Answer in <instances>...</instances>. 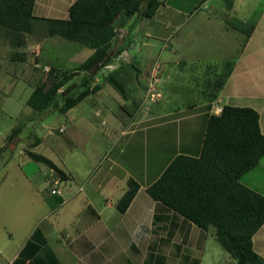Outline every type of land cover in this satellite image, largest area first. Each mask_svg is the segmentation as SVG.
<instances>
[{
    "label": "crops",
    "instance_id": "1",
    "mask_svg": "<svg viewBox=\"0 0 264 264\" xmlns=\"http://www.w3.org/2000/svg\"><path fill=\"white\" fill-rule=\"evenodd\" d=\"M75 1L35 0L33 15L40 11L46 19L67 20V12L63 16L44 14H58L59 2L68 11ZM162 1L153 17H138L131 23L127 41L117 40L111 47L112 54L120 48L123 52L128 49V68L139 80L148 75L150 78L155 63L161 68L153 89L154 99L148 97L146 103L141 99L140 110L130 119H107V106L102 100V108L93 106L103 115L101 119H20L29 110L27 101L40 81L36 74L40 70L33 67L38 60L60 70H73L90 59L94 51L73 42L66 64L57 52L45 53L53 41L70 44L58 36L37 35L29 46L28 35L20 41L11 38L12 41L0 43V117L4 118L0 122L7 120L9 124L0 125V158L11 155L7 147L23 156L16 167V181L5 179L7 166L3 168L5 178L0 180V245L4 241L12 249L0 246L3 264H210L207 254L212 259L218 249L214 245L215 229L197 227L151 198L147 188L175 157L200 156L208 118L219 115L216 109L225 105L254 109L264 135V0L258 11L244 6L245 2L238 4L240 0ZM189 11L195 14L193 19L198 17L196 34L226 36V47L220 54L195 55L198 51H188V42L193 38L179 34L193 20H187ZM238 22L252 26V31L237 29ZM33 29L34 24L29 35L34 34ZM32 49L37 57L29 62ZM119 55L102 68V73L108 75L118 69ZM211 58L220 65L212 72L215 79H192L187 66L192 61L207 62ZM107 66L113 68L109 71ZM220 68L223 70L219 80ZM191 84H199L201 89L193 99L183 97L182 92H189L187 85ZM103 90L100 85L95 95L86 97L65 115L86 100L100 97ZM14 93L19 105L11 100ZM115 100L121 106V100ZM126 102L131 104L127 99L122 106L127 107ZM182 107L187 110L180 111ZM31 122L47 131L31 135L33 125L28 128L30 133L26 129ZM52 131L63 134V139L54 140ZM83 137L90 139L88 146H81ZM50 138L57 145L47 150L44 143ZM76 149L78 155L73 154ZM27 152L49 159L64 173L65 180L31 160ZM12 161L15 160L11 157L7 160ZM53 178L62 182L60 195L50 193ZM130 178L139 189L121 213L117 205ZM239 182L264 197V156ZM17 218L33 220L30 232L22 224H14ZM252 246L264 259V224L254 234ZM233 260L228 264H237Z\"/></svg>",
    "mask_w": 264,
    "mask_h": 264
},
{
    "label": "trees",
    "instance_id": "2",
    "mask_svg": "<svg viewBox=\"0 0 264 264\" xmlns=\"http://www.w3.org/2000/svg\"><path fill=\"white\" fill-rule=\"evenodd\" d=\"M162 2L76 0L69 7V19L46 20L49 36L78 43L94 53L87 61L86 73L81 76L79 84L74 81L65 87L74 89L65 96L59 90L70 80L68 71L51 67L46 74L47 81L37 86L29 97L28 107L39 113L51 110L66 113L89 94L99 91L97 84L88 87L96 73L89 75L88 71L97 63H100L98 69L103 68L123 52L120 48L112 54L111 47L119 40L114 31L117 17L127 12L137 14L139 18H151ZM34 3L35 0H0V28L30 34ZM241 24L236 23V28L243 32L252 31V26ZM77 86L84 89L73 94ZM26 154L65 180L64 173L49 159L32 152ZM263 156L264 135L259 128L258 113L252 108L225 105L219 115L208 118L200 156L175 157L147 188V193L197 227L203 230L214 228L217 242L237 264H264V259L254 252L252 246L254 234L264 224V197L239 182L240 177L252 170ZM138 189L136 181L127 180L126 191L117 205L121 213L129 207Z\"/></svg>",
    "mask_w": 264,
    "mask_h": 264
},
{
    "label": "rangeland",
    "instance_id": "3",
    "mask_svg": "<svg viewBox=\"0 0 264 264\" xmlns=\"http://www.w3.org/2000/svg\"><path fill=\"white\" fill-rule=\"evenodd\" d=\"M215 2H217V1H215ZM241 2H242V4H243V2H245L244 6H246V7L250 6L254 9H257V11L260 10V7H262V5H263V3H261L262 0H240L239 3L238 2L237 3L240 4ZM57 6H58V9L60 10V12H58V14L52 11V12H49V13L44 14V15L56 14L58 16H63V14H65V12H67L68 13V19H69V9H68V11H66L65 6L61 2H59V4H57ZM190 10L192 11L193 9H190ZM192 12L190 13V11H189L187 20L193 19V16L195 14ZM32 14H33V12H32ZM34 14L37 15V16L33 15V21L31 22V24H34V29H33L34 34H32V35L23 34V33H19L16 31H11V30H6V29L0 28V43H5V41H8V40L12 41L11 38H13L14 41L15 40L20 41L24 36L28 35L26 37V38H28V39H26V41H27V44L29 46L30 45L29 42L32 43L37 38L36 37L37 35L41 36L42 38H45V36L48 35L47 34L48 33L47 32V26H46L45 21L48 19L44 18L43 16H40V14L41 15L43 14L40 11H37V12L35 11ZM138 17H140V16H138L137 14H130L127 12H122L117 17V19L115 20L114 28L115 29H121V30L125 31L127 34L126 38L123 39L124 41L128 40L127 37L129 34V28H130L131 23L134 20H136ZM142 19H147V18H142ZM59 20H61V19H59ZM197 20H198V17L195 16V18L189 22V24L185 27V29L182 30V32H180L179 36L182 35V36H188L189 38H193V40H189V42H188L191 44V47L188 48V51H194V50L198 51V53H196L195 55L199 54L200 52L201 53L204 52V54H208V52H210L211 54H214V56H217L218 54H220V51L226 47L225 46L226 36H222V38H221L218 33L217 34L216 33L208 34V32H207L206 35H205V33H203L204 37L200 38L203 34H196V32H195L196 27H197V24H196ZM208 26L210 28V24ZM31 32H32V30H31ZM31 32H30V34H31ZM61 40L64 41L65 43H70V44H61V43H58L56 41H53L51 44H48V46L45 48V53L52 55L55 52H57L58 54H60L59 59H62V60L65 59L64 62H67L66 60H67L68 54H70L71 51H73L72 49H74V46H71V43H73V42L68 41L66 39H63V38H61ZM51 41H49L48 43H50ZM198 42H199V44H198ZM238 44H239V41H238ZM82 47H85V46H82ZM85 48L89 49L87 47H85ZM36 53L37 52H35L34 49L29 51V62L31 59L32 60L36 59V57H37ZM128 56L126 58H128ZM118 57H119L118 58L119 62H117V65H118L117 70H114L113 72H110L108 75H105L104 73H102V68L98 69L99 68V65H98L96 67V69L93 71V74L95 72L96 73L93 76L92 80L89 81L88 87L92 88L96 84L99 86L102 85L104 87V90H103L102 95L100 97H98V98L92 97V98L86 100V102H83L82 104L77 106L76 110L68 113L67 115H65V113H60L57 110H51V111L46 112V113H39V112H36L35 110L29 108V110H25V113H27V115H25V113L22 114L21 115L22 118H20V119H35L36 116L39 119H63V118L66 119V117H68L69 119H101L103 117V115H100L99 110H95L97 107L102 108V106L100 104L101 103L100 100L103 101V105L107 106V109L103 108L104 110L107 111L108 115L105 113L107 119H114V118L115 119H130L131 117H133L135 115V113L138 110H140L141 106L139 103L141 102V99H143V102L146 103L145 100L147 99V95H148L147 86H148V82H149V75H148V77H146V79H144V76H143V77H141V80H139V77L136 75V73L134 74V73H132V71L129 70V68H128L129 65L127 64L128 59H124L125 57L122 56V54L119 55ZM37 60H38V58H37ZM87 61L77 65L75 67V69H73V70H63V71H68L67 77H70V80L66 83L64 88L59 90V92H62V94H65V93L69 94L72 90H74V89L67 90V89H65V87L74 81H76V83L79 84L81 76L86 73ZM215 62H216V60L214 58L209 59L207 62L202 61V60L201 61H192L187 66L188 67L187 72L191 73L192 79H196V81L199 79H202V78H208L209 80L213 81L215 78H214V75L212 74V72L217 70L216 68L220 67V65H218ZM31 64H34V63H31ZM66 64H68V62ZM70 65H72V64H70ZM33 67L35 69L40 70L39 73H36L38 78L40 79V81L36 85V87H37L42 82L47 81V79H46L47 75L46 74L50 70L51 66H48L46 63H41L38 60L33 65ZM112 68H113V66H107L106 67V69H108L109 71ZM222 70L223 69L220 68L218 70L219 72H217L219 80L222 78V77H220ZM16 73H18V69H16ZM156 74H157L156 79H158L160 74H161V68L160 67L158 70H156ZM133 80H135V81H133ZM106 83L108 86H105ZM155 83H157V82H155ZM115 84L118 87H116ZM77 87L78 88L75 90V92L73 94H78L80 91H82L84 89L81 86H77ZM187 89H189V92L188 91L182 92L181 95L183 97H186L188 95V97L193 99V98H195V95L197 94L196 92L199 91L201 89V87L199 84H191V85H187ZM95 94L96 93H91V94H89V96L95 95ZM118 98L121 100V106H117L116 103L113 101V99L117 100ZM127 99L131 100V104H129L130 102L129 103L126 102L128 104V106L127 107L122 106L123 102L126 101ZM11 100L14 102H17L18 105L20 103V101L17 100L16 93L13 94ZM89 102H90V104H89ZM60 105H62V103ZM95 105H98V106L95 107V109H93V106H95ZM146 106H147V104H146ZM179 110L180 111H186L187 109L185 107H182ZM219 110H220V108L218 109V111L216 109V112L219 113ZM188 115H192V114L189 113ZM0 119H4V118L0 117ZM0 125L1 126H6V125L8 126L9 124H8L7 120H4V121L0 122ZM31 125H33V127H34V128H32L33 132L28 130V128H30ZM35 125L36 124L33 122H31L27 125L26 129L29 133L31 132V135L34 136L35 133L39 134V133H42L43 131H47L46 129L37 128V127H35ZM21 127L23 128L22 123H21ZM52 133H53L52 135H53L54 140L57 141V140L63 139V136H64L63 134H58L57 131L56 132L52 131ZM156 133L161 135L160 132H156ZM15 135H18V132ZM94 139H95V136L92 137L91 142H93L92 140H94ZM81 141L83 144L81 146H88L90 139L88 140V138L83 137V140H81ZM44 144H45V147L47 148V150H50V148H53V145H57V143L55 141H53L52 138L46 140ZM79 144H80V142H79ZM7 149H8V151L11 152V155L8 157L5 156L3 158H0V180H4L6 172H5V169H3V168L5 166H7L8 175L5 179L11 180V181H16V179H17L16 178V176H17V168L16 167H17L18 163L20 164L19 159L23 156H19L17 154V152L14 153V149H12L11 147H9V148L7 147ZM77 150L78 149L73 151L74 155L79 154V152ZM47 152H50V151H47ZM58 154H60V153H58ZM10 157L12 159H14L15 161L8 163L7 160ZM1 169H3V170H1ZM24 215H25V213H24ZM14 224H22V228H27L26 230H29L31 228V226L33 225V220L27 219V218L26 219L25 218H21V219L17 218L14 221ZM34 231H36V228H34ZM28 232H30V230ZM0 233H1V231H0ZM2 237H3V234H0V239ZM14 239L16 240L17 237ZM7 244L8 243H4V241H2L0 246L1 247L5 246V247H7L8 251H11L12 249L10 247H8ZM214 245L218 247V249L215 250V252H218V255L214 252V255L212 254L213 256L211 259L210 253L207 254V258H209L208 262L210 264L212 262H213V264H217L218 262H219V264H228L229 261H232V258H230V255L220 246V244H217V242H216ZM9 246H11V244H9ZM216 259H217V261H216ZM0 264H3L1 262V260H0Z\"/></svg>",
    "mask_w": 264,
    "mask_h": 264
},
{
    "label": "built area",
    "instance_id": "4",
    "mask_svg": "<svg viewBox=\"0 0 264 264\" xmlns=\"http://www.w3.org/2000/svg\"><path fill=\"white\" fill-rule=\"evenodd\" d=\"M115 31V38L119 39V40H122L126 37V32L121 30V29H114ZM126 55H127V51H124L122 53V56H124L126 59ZM159 69V66L157 65V63H155L151 69V74H150V78H149V82H148V86H147V98L149 97L151 100L154 99V95H153V89H154V86H155V82H157V79H156V70ZM221 112V109L219 110V113L220 114ZM51 183V189H50V193L52 195H60L62 193V190H61V181L59 178H53L51 179L50 181Z\"/></svg>",
    "mask_w": 264,
    "mask_h": 264
},
{
    "label": "water",
    "instance_id": "5",
    "mask_svg": "<svg viewBox=\"0 0 264 264\" xmlns=\"http://www.w3.org/2000/svg\"><path fill=\"white\" fill-rule=\"evenodd\" d=\"M99 64H100V63H97V64L93 65V66L91 67V69L88 71V74H89V75H92V74H93V71L96 69V67H97ZM65 94H66V93H65ZM65 94H62V95L64 96Z\"/></svg>",
    "mask_w": 264,
    "mask_h": 264
}]
</instances>
